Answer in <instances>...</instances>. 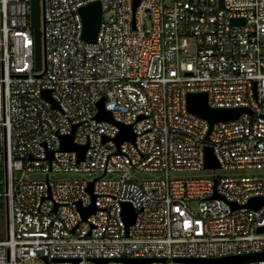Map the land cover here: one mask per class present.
<instances>
[{"label":"built area","instance_id":"2783aa9c","mask_svg":"<svg viewBox=\"0 0 264 264\" xmlns=\"http://www.w3.org/2000/svg\"><path fill=\"white\" fill-rule=\"evenodd\" d=\"M94 2L102 17L88 44L79 10ZM133 5L39 0L37 72L31 0H0V199L7 222L0 264H189L183 261L264 253V233H257L264 203L244 207L264 200V0H223V8L219 0ZM196 93H205L212 109L251 114L215 124L206 141L207 122L186 107ZM102 98L114 122L131 127L133 142L117 147L119 127L95 119ZM71 134L86 147L81 161L61 150V138ZM205 147L217 170L263 174L169 178L204 170ZM34 173L45 181L31 180ZM135 173L155 178L138 181ZM95 179L96 211L83 220L78 204L92 205L87 189ZM123 205L135 213L128 228Z\"/></svg>","mask_w":264,"mask_h":264},{"label":"water","instance_id":"95a60500","mask_svg":"<svg viewBox=\"0 0 264 264\" xmlns=\"http://www.w3.org/2000/svg\"><path fill=\"white\" fill-rule=\"evenodd\" d=\"M139 0H134L133 9L137 6ZM220 8H223V0H219ZM79 14L82 20V40L85 43L93 44L96 41V35L100 25L102 17V7L99 2L90 3L79 10ZM31 28L34 34V48H35V69L37 72L41 70V32H40V6L39 0H31ZM41 76V75H40ZM44 98L50 100V95L48 92L44 93ZM186 107L190 114L195 115L207 122L209 130L206 134L205 140L208 141L209 134L212 131V127L217 123H225L238 119L242 114H251L247 109H212L208 106L207 96L205 93L188 94L186 97ZM95 119L97 121H103L107 123L116 124L113 120L112 115L104 109L103 98L96 104V115ZM119 127V133L114 139L117 147L124 142L134 141V134L132 133L131 127L122 126L116 124ZM61 150L71 151L77 154L78 161L83 160L86 147H78L73 143V134L67 137L61 138ZM51 158V155H50ZM204 169L205 170H217L219 166L214 157L213 151L210 147H205L204 149ZM104 177V174L102 175ZM97 179L88 184V193L92 198V205L82 209L78 204V210L81 213L82 219L86 220L91 214H94L96 209L93 205L95 197L92 195L93 184ZM213 198H217L214 196ZM264 203L263 199H251L244 207L257 210ZM232 209H237L234 205H231ZM122 217L125 221L126 228L134 224L135 213L130 205L122 206ZM257 233H264V227L259 228ZM128 264H147L149 260H124ZM255 261H264V253L230 257L223 259L214 260H186L183 261L189 264H242ZM97 264H105L106 261H96Z\"/></svg>","mask_w":264,"mask_h":264},{"label":"rangeland","instance_id":"374dc122","mask_svg":"<svg viewBox=\"0 0 264 264\" xmlns=\"http://www.w3.org/2000/svg\"><path fill=\"white\" fill-rule=\"evenodd\" d=\"M41 32V59L43 58V30L42 26L40 27ZM2 174V167L0 165V176ZM258 174H263L262 171H247V170H230V171H223V170H202L199 172H188V171H182L177 173L170 174V179H213L220 178V177H241V176H255ZM29 178L33 181H45V175H42L40 173H34L29 176ZM66 178L64 175H56L53 176L52 179H63ZM85 179H89L88 176L84 177ZM93 178V177H92ZM135 180H148L155 178L154 175L148 174V173H135L133 176ZM191 208L194 210L196 207V203H191ZM7 236V222H6V210H5V202L3 199H0V240L6 239ZM33 264H41L39 262H34Z\"/></svg>","mask_w":264,"mask_h":264}]
</instances>
